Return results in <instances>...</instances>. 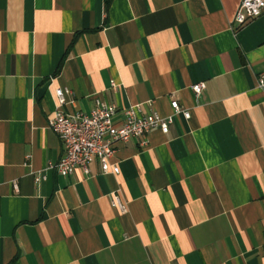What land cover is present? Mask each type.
<instances>
[{
    "label": "crops",
    "instance_id": "0c3cea01",
    "mask_svg": "<svg viewBox=\"0 0 264 264\" xmlns=\"http://www.w3.org/2000/svg\"><path fill=\"white\" fill-rule=\"evenodd\" d=\"M239 2L0 0V264H264V13L235 29ZM56 88L190 116L61 176Z\"/></svg>",
    "mask_w": 264,
    "mask_h": 264
},
{
    "label": "built area",
    "instance_id": "2783aa9c",
    "mask_svg": "<svg viewBox=\"0 0 264 264\" xmlns=\"http://www.w3.org/2000/svg\"><path fill=\"white\" fill-rule=\"evenodd\" d=\"M264 13V0H240L233 17L235 29L244 26L249 21ZM258 87L264 90V73H260L257 80ZM110 86L116 89L118 84L111 80ZM205 85L203 82L191 85L194 97L199 98ZM56 105L52 116L47 120L48 128L55 133L62 142L63 153L53 165L61 176L69 175L75 167L88 172L91 162L97 160L103 174H118L119 166L112 161L117 143H126L132 138H141L140 144L147 143V135L158 129L167 133L176 115L182 114L189 118V110L181 108L178 100L171 97L169 105L172 112L162 116L157 112L142 114L139 105L119 109L116 105L94 97V105L88 113L76 112L67 114L62 106L65 104V93L68 89H55ZM122 115V120L116 118ZM110 204L126 213L127 208L118 192L110 195Z\"/></svg>",
    "mask_w": 264,
    "mask_h": 264
}]
</instances>
